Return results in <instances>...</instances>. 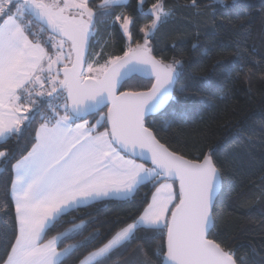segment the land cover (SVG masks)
I'll use <instances>...</instances> for the list:
<instances>
[{
    "label": "snow or ice",
    "instance_id": "6c2138e0",
    "mask_svg": "<svg viewBox=\"0 0 264 264\" xmlns=\"http://www.w3.org/2000/svg\"><path fill=\"white\" fill-rule=\"evenodd\" d=\"M121 4L103 0L100 8ZM148 14L143 43L134 46V19L115 16L129 43L100 63L89 57L97 13L88 0H0V171L10 166L0 201V264H109L140 231L161 241L157 264H244L213 234L226 175L215 148L187 157L158 136L177 115L176 93L187 89L176 88L183 61L156 59L149 45L170 15L163 0ZM137 75L150 86L120 91ZM151 116L161 118L160 129ZM37 119L30 147H3L14 136L19 143ZM148 185L155 190L131 222L119 221L114 234L92 228L96 219L84 209L134 198Z\"/></svg>",
    "mask_w": 264,
    "mask_h": 264
},
{
    "label": "trees",
    "instance_id": "16d2710c",
    "mask_svg": "<svg viewBox=\"0 0 264 264\" xmlns=\"http://www.w3.org/2000/svg\"><path fill=\"white\" fill-rule=\"evenodd\" d=\"M102 1H88L97 13L89 57L100 63L109 54L122 55L128 45L115 16H131L135 21L131 43H143L140 28L151 23L148 10L156 2L144 0L141 9L140 0H129L117 8L102 9ZM163 2L170 15L159 25L149 45L156 59L165 63L183 61L185 73L176 88L185 86L187 90L176 93L181 99L177 115L158 136L187 157L215 148L216 159L226 175L213 234L226 248L235 250L237 257H243L244 264H264V0H225L227 7L214 0H197L195 7L192 0ZM105 11L112 14L103 15ZM38 30V26L33 27V31ZM102 49L103 55L96 57ZM149 86V81L133 78L121 91H140ZM89 120L95 123L92 117ZM149 120L153 129L161 128L159 116ZM38 123L37 119L19 143L14 136L3 147L17 151L30 147L28 141ZM8 185L10 166L9 171H0V201ZM154 190L151 185L142 186L134 198L108 201L83 211L91 212L96 219L93 229L106 232L111 228L114 234L123 226L119 221L131 222L139 215L146 206L141 201L146 194L150 199ZM55 234L49 233V238ZM149 235L137 232V239L119 255H113L109 264H143L145 260L157 264L163 259L162 253L158 254L161 241ZM65 264H73V259Z\"/></svg>",
    "mask_w": 264,
    "mask_h": 264
},
{
    "label": "water",
    "instance_id": "95a60500",
    "mask_svg": "<svg viewBox=\"0 0 264 264\" xmlns=\"http://www.w3.org/2000/svg\"><path fill=\"white\" fill-rule=\"evenodd\" d=\"M134 78H142V79H145L146 81H149V80H148V77H146V76H139V75H137V76H135ZM127 82H128V81H127ZM125 83H126V82H125ZM125 83H124V84H125ZM124 84H123V85H124ZM121 88H122V87H121ZM121 88H120V91H121ZM104 111H105V113L107 112V108H106V107L104 108ZM153 117H156V116H151L150 118H153ZM89 118H91V117H88V119H89ZM150 118H149V119H150ZM138 162H140V161L138 160ZM146 166L151 167V163H150V161L146 164Z\"/></svg>",
    "mask_w": 264,
    "mask_h": 264
},
{
    "label": "rangeland",
    "instance_id": "374dc122",
    "mask_svg": "<svg viewBox=\"0 0 264 264\" xmlns=\"http://www.w3.org/2000/svg\"><path fill=\"white\" fill-rule=\"evenodd\" d=\"M89 1V0H88ZM129 0H122V4L121 5H125L127 2H128ZM103 2V1H102ZM102 4V3H101ZM119 25H120V23L119 22H117ZM122 32H123V30H122ZM124 35V34H123ZM125 37V39H126V42H127V44L129 43V40H128V38L126 37V36H124Z\"/></svg>",
    "mask_w": 264,
    "mask_h": 264
}]
</instances>
